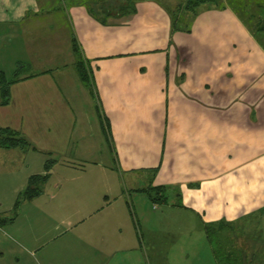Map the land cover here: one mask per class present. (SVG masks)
Segmentation results:
<instances>
[{"label":"crops","instance_id":"obj_1","mask_svg":"<svg viewBox=\"0 0 264 264\" xmlns=\"http://www.w3.org/2000/svg\"><path fill=\"white\" fill-rule=\"evenodd\" d=\"M100 1H62L64 27L46 0H0V71L9 81L20 66L0 128L30 144L0 147V184L19 192L50 160L49 170L96 177L105 199L112 174L147 197L161 187L163 208L153 205L150 217L133 202L104 199L122 218L90 234L92 257L190 264L189 252L208 256V223L264 225V0H224L193 19L181 13L179 29L176 2Z\"/></svg>","mask_w":264,"mask_h":264},{"label":"rangeland","instance_id":"obj_2","mask_svg":"<svg viewBox=\"0 0 264 264\" xmlns=\"http://www.w3.org/2000/svg\"><path fill=\"white\" fill-rule=\"evenodd\" d=\"M62 1L66 8L75 0H46L44 5L52 10L54 22H58V26L65 23L63 26L66 27L67 15L65 8L60 5ZM176 1L166 0L164 3L173 7ZM98 3L94 7L96 12L100 8ZM110 5L109 10H114L115 3ZM130 5L123 4L122 8L129 9ZM61 12L65 17H61ZM47 19L48 17L40 18L43 22ZM253 19L255 22L258 20ZM10 74L12 75L10 72L7 75L12 77ZM48 173V179L39 185L40 192L28 200L20 197L25 187L19 192H11L8 187L0 184V264H103L94 262L92 247L89 245L90 234L103 233L105 227L113 231L110 225L105 224L111 223V219L122 218L121 211L117 208L111 211L113 205L108 206L105 200H117V204L123 205L133 202L137 207L144 208L147 217L152 216L153 205L159 210L163 208L162 204L149 200L145 194L130 191L131 186L126 177L120 178L119 175L112 174V188L105 199L103 189L93 180L96 177L92 178L89 173L84 175V172L75 170L60 173L55 168ZM18 181L14 185H19ZM58 185L62 186L57 188ZM101 206L104 208H100ZM233 227L235 229V224ZM257 228L254 223L246 230L249 238L253 235L251 231L256 235L260 233ZM228 236L235 244V234L229 232ZM245 246L248 247V244ZM211 249L209 247L208 256H200L192 250L186 256L187 262L216 264ZM248 250L250 253L253 251L251 248ZM252 264H264V257L254 260Z\"/></svg>","mask_w":264,"mask_h":264},{"label":"trees","instance_id":"obj_3","mask_svg":"<svg viewBox=\"0 0 264 264\" xmlns=\"http://www.w3.org/2000/svg\"><path fill=\"white\" fill-rule=\"evenodd\" d=\"M224 0H177L176 6L170 11L172 27L175 29L184 28L185 19L180 17V14L190 13L192 14V19L195 14L201 8L207 7H218L221 6ZM229 5L232 6V0H225ZM240 1V0H239ZM107 3V2H105ZM131 4V1L128 2ZM242 5H248L252 3L251 1L244 2L241 0ZM243 7V6H242ZM91 10V9H90ZM251 18V17H250ZM73 50L76 52V47L73 43ZM18 69L13 76L12 80L7 81L4 77V73L0 71V104L6 105L9 102V87L10 85L17 81L18 79ZM76 69L81 80L85 83H89V76L83 64V60L78 56L76 61ZM29 142L19 136L14 131L7 128H0V147L2 148H12V147H28ZM52 161L47 160L44 165L45 174L44 175H32L28 178L27 185L24 191L20 194L22 200H28L36 196L40 192L39 185L44 183L48 179V171ZM144 192L148 195L150 200L153 202H162L165 199L164 189L158 188H147ZM257 229H260L262 235L260 238L255 237V233L251 231L252 238H249L245 230L237 223H235V229L233 224L225 221H218L214 223H208L205 226V233L210 247L212 248L213 256L217 264H252L254 260H258L264 257V225L262 227L256 225ZM235 234V244L229 239L228 233ZM249 234V233H248ZM258 235V234H257ZM256 240V243L254 241ZM249 240V242H248ZM248 244V247L245 244ZM254 245V247H253ZM251 248L253 251L250 253L248 250ZM259 262V261H258Z\"/></svg>","mask_w":264,"mask_h":264}]
</instances>
